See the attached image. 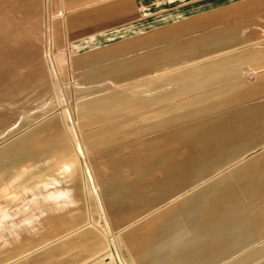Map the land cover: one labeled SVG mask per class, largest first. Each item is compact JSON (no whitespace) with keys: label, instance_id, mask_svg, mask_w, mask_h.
<instances>
[{"label":"rangeland","instance_id":"obj_1","mask_svg":"<svg viewBox=\"0 0 264 264\" xmlns=\"http://www.w3.org/2000/svg\"><path fill=\"white\" fill-rule=\"evenodd\" d=\"M39 160L50 168L31 181L58 178L79 203L63 210L42 184L47 200L36 205L39 194L0 188V209L10 222L5 210L18 213L26 235L28 222L45 231L42 264L101 253L114 264L123 254L129 264H196L203 239L191 261L178 236L232 243L236 217L248 238L259 226L264 239L251 218L253 193L264 200V0H0V187ZM88 220L95 227L57 241ZM84 233L96 248H61Z\"/></svg>","mask_w":264,"mask_h":264},{"label":"bare ground","instance_id":"obj_2","mask_svg":"<svg viewBox=\"0 0 264 264\" xmlns=\"http://www.w3.org/2000/svg\"><path fill=\"white\" fill-rule=\"evenodd\" d=\"M251 67V66H250ZM207 70V69H206ZM5 153V152H4ZM8 159V158H7ZM33 166V171L28 170L27 168L21 167L19 166V168H16L15 170H13L12 172L14 173L13 177L11 178V180L4 186V187H0L2 189H7V188H11L10 193L13 195L12 199H16L19 196H33L36 194H39L40 199H35L37 201H35V205L40 202V201H46L47 199L45 198L44 194H41L42 192L38 191L39 186H43L49 184L50 188H51V195H54L55 197H58V203L60 204V202L62 201V209L64 210L67 206H69L70 204L76 205L79 203L78 199H77V191L76 189H74V187H69L66 183H62V181L58 180V178L53 179L54 181L47 183V182H43V183H38L37 181H31V179L36 178L37 175H41L43 172H45L46 170H48L50 167L47 166L46 164L47 162L45 161H35L33 164L30 163ZM27 165V164H26ZM255 167V166H254ZM71 168V165L66 166L65 169H60L55 171V173L57 175H62L64 173H66L69 169ZM246 168V167H245ZM240 171V170H239ZM53 172H50L47 175H52ZM39 175V176H40ZM237 175V174H236ZM45 176V175H44ZM227 176V175H226ZM232 176V175H231ZM236 178V177H235ZM223 179V178H222ZM234 179V178H233ZM237 179V178H236ZM206 181V180H205ZM204 181V182H205ZM208 181V180H207ZM234 181V180H233ZM202 184V183H201ZM215 184V183H214ZM228 184V183H227ZM49 185L47 188H44L43 193L45 191H48ZM52 185V186H51ZM200 185V184H199ZM213 185V184H212ZM262 185V184H261ZM201 186V185H200ZM98 187V186H97ZM194 188V187H193ZM192 188V189H193ZM255 187H253L254 189ZM95 189V188H94ZM93 189V190H94ZM98 190V189H96ZM96 193V191H94ZM99 192V191H98ZM48 194V193H47ZM50 194V193H49ZM50 195V196H51ZM94 195V193H93ZM211 195V194H210ZM47 196V195H46ZM97 196V195H95ZM24 197V198H25ZM53 197V196H52ZM211 197V196H210ZM94 198V196H93ZM96 199V198H94ZM178 199V198H175ZM175 199L170 200V203L175 201ZM239 201V200H238ZM37 202V203H36ZM99 203V201H98ZM190 203V202H189ZM97 204V203H96ZM193 204V203H192ZM99 205V204H98ZM250 206V205H249ZM207 207V206H206ZM209 207V206H208ZM45 209H42L43 211H49L47 209H50L48 207H44ZM67 209V208H66ZM65 209V210H66ZM77 209V208H76ZM102 209V207H101ZM100 211V210H99ZM103 211V210H102ZM104 215V213H102ZM101 214V215H102ZM234 217L238 216L234 213H231ZM202 216V215H201ZM230 216V217H231ZM104 218V217H103ZM45 219V218H44ZM43 219V220H44ZM42 220V221H43ZM68 218L64 219V217L61 216V214L58 216V221L59 222H67ZM0 221H1V225L0 227H6L7 224L9 225L10 221L6 218V217H2V213H1V209H0ZM233 221L237 224L239 223V219L238 217L234 218ZM225 223V222H224ZM61 224V223H60ZM95 227L94 222L88 220L84 225L80 226L79 228H77L76 230H73L72 232L62 236L60 239H58L57 241H60L61 239L64 238H68L71 235L75 234V232L80 231L81 229L85 228V227ZM7 228V227H6ZM36 226H32V224H30L28 222V224L24 227V229L28 230V235H26V233H22L20 231L19 233V238L18 240H16L17 242L15 243H10L9 245L4 247V252L6 253L7 251L10 255H13V257H17L15 260H13V262H11L10 264H42L43 261H45V258H47L50 254H51V250L47 253H42L39 256L34 257L35 255L39 254L40 251L45 250V248L49 247L50 245H52V242H48V241H43L40 240L43 237V234L45 231H42L41 233H36L35 229ZM43 228V226H42ZM61 227L59 226L57 229H60ZM44 229V228H43ZM21 230V229H20ZM181 230V229H180ZM13 231V229H12ZM181 232V231H180ZM174 233V232H173ZM179 233V232H178ZM175 234V233H174ZM11 235V234H10ZM177 236V235H176ZM106 237V240L108 241V247L110 248L114 243H115V238L114 236H104ZM234 237V236H233ZM198 238V237H197ZM39 240V241H38ZM86 240H89L91 243V245L93 246L92 249L97 247V243L93 238V235L91 233H84L81 236H78L76 238H73L71 240H69L67 243L63 244V246H61V248L65 249L67 248L69 245L73 244H77V243H81L84 242ZM198 240V239H197ZM38 241V242H37ZM36 243H38L37 245H35ZM91 249V250H92ZM22 250V251H21ZM19 252H23L22 256L17 255ZM39 252V253H38ZM54 253V252H52ZM106 253V252H105ZM240 253V252H239ZM109 254V252H108ZM16 255V256H15ZM112 255V254H111ZM52 256V255H51ZM32 258V259H31ZM31 259V260H30ZM92 261L95 260H99L102 264H114V258L110 257L109 255L105 256V254L101 253L98 256H93L91 259ZM89 262V261H88ZM90 262V263H91Z\"/></svg>","mask_w":264,"mask_h":264},{"label":"crops","instance_id":"obj_3","mask_svg":"<svg viewBox=\"0 0 264 264\" xmlns=\"http://www.w3.org/2000/svg\"><path fill=\"white\" fill-rule=\"evenodd\" d=\"M258 159L260 160V158H258ZM255 197L256 196L253 193L251 218H253V217L256 218L258 216L257 223L264 225V200H263V202L260 203V200L258 199L259 201L257 202ZM179 199L180 198L175 199V201H173L171 203L169 202L167 205H172V204L176 203V201ZM257 204H258V206L256 208ZM237 205H238V203L231 206L230 213H234L236 215L241 213V211L238 210L239 207ZM5 211L11 215V222L9 223V225L7 224V226H6L7 228L6 227L5 228L0 227V260H4L5 258H7V257L3 256L5 253L4 247H5V245H9L10 243L13 244V243L17 242L16 240H18V238H19V233H20V229H21L20 222L12 220L13 217L18 216L17 215L18 213L12 214L11 212H9L8 209H6ZM149 216H151V215H147V216L143 217L138 222L145 220ZM0 223H1V221H0ZM239 224H241V222L237 223V229L240 230L239 231L240 233L238 234L237 239L232 243L229 242L226 234H221V233H220L219 237H216V239H214V240L211 239L210 242H206V240L209 238V237L207 238L206 234H201V233H197V232H193L189 235H180L178 237L179 238L181 237L180 239L182 242H185V243L191 245V247H192L191 251H193V253H194V256L191 259V261H197L195 259V252H197L195 244L201 238L203 239L204 247L202 248V252L199 253V254H202L201 256H203V257L198 258V263H196V264H264V239H262L261 241H258V243L256 242V240H258L261 237V235H263V234L259 233L260 232L259 226L251 229V232H253V234L250 236V238H248V236L245 233L247 228H243ZM243 224L247 225L248 222H245ZM23 227H24V225L22 226V228ZM12 229H13V231H12ZM182 236H184V237H182ZM246 239H251V240L246 242ZM185 243H182V244H185ZM245 246H246V248H245ZM6 253H9V252L7 251ZM230 253L233 254V256L231 257L233 260L232 262H229V258H228ZM8 256H9V254H8ZM121 256H122L121 258H122L124 264H129L128 260L125 258V254H123ZM182 256L183 255H181L179 257H182ZM12 258H13V255L10 259H12ZM15 259L16 258H14L13 260H15ZM91 264H95L94 261ZM100 264H102V263L100 262Z\"/></svg>","mask_w":264,"mask_h":264}]
</instances>
